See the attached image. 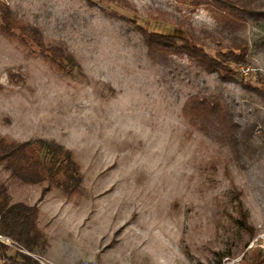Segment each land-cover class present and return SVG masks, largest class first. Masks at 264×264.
Returning <instances> with one entry per match:
<instances>
[{"label": "rangeland", "instance_id": "rangeland-1", "mask_svg": "<svg viewBox=\"0 0 264 264\" xmlns=\"http://www.w3.org/2000/svg\"><path fill=\"white\" fill-rule=\"evenodd\" d=\"M0 1L75 63L60 71L36 47L0 34V136L54 141L83 177L81 195L66 197L53 184L21 185L0 166L11 202L37 205L49 240L44 254L7 247L0 264L17 253L37 264H254L264 251V0L258 15L226 30L224 44L239 38L248 50L225 80L186 55L155 54L137 30L186 37L150 20L146 7L190 15L198 34L225 27L203 9L171 0H125L131 10L100 0ZM205 51L213 56L214 45ZM195 95L218 96L246 145L233 150L190 126L182 109Z\"/></svg>", "mask_w": 264, "mask_h": 264}, {"label": "trees", "instance_id": "trees-1", "mask_svg": "<svg viewBox=\"0 0 264 264\" xmlns=\"http://www.w3.org/2000/svg\"><path fill=\"white\" fill-rule=\"evenodd\" d=\"M109 4L122 5L130 9L125 0H100ZM186 6L194 12L198 9L207 11L215 20L224 24L222 29L202 30L201 34L192 29L190 15L174 16L160 9L146 7L147 17L155 22L173 25L184 31L185 38L149 33L137 26L146 46L155 54H183L195 61L206 73H214L221 79H232L237 75L234 69L244 64L248 46L243 39H230L224 44L236 23H244L249 17L259 13L257 0H171ZM227 28L229 30L226 32ZM0 34L17 38L23 45H32L40 50L46 62L60 71L71 72L75 66L73 58L59 46L45 45L38 29L23 22L12 14L8 6L0 1ZM180 41V45L176 41ZM214 45L212 56L205 51ZM226 50V52H224ZM230 64L234 67L232 69ZM264 85L262 79L258 80ZM182 116L187 123L202 134L212 135L219 143H226L233 150L243 147L245 142L236 133L239 126L232 121L222 100L216 95L191 96L182 109ZM0 166L14 181L25 186H40L44 183L54 187L66 197H79L82 193L83 177L79 164L71 151L54 141L30 139L22 142L6 140L0 136ZM236 212L247 222L243 206L236 202ZM39 209L37 205L23 202L12 203L7 186L0 182V233L11 238L21 249L32 254H42L49 248L46 234L38 227ZM7 247L0 246L5 253ZM255 252V251H254ZM254 264L264 263V251L254 253ZM18 258L20 261H18ZM14 264H37L30 256L17 253L9 257ZM15 260V261H14ZM18 261V263H17Z\"/></svg>", "mask_w": 264, "mask_h": 264}, {"label": "built area", "instance_id": "built-area-1", "mask_svg": "<svg viewBox=\"0 0 264 264\" xmlns=\"http://www.w3.org/2000/svg\"><path fill=\"white\" fill-rule=\"evenodd\" d=\"M0 245L6 246V247H10V248H16L18 249L20 252H22L23 250L20 248L19 245H17L16 242H14L11 238L3 235L0 233ZM22 250V251H21ZM80 264H94V263H90V262H82Z\"/></svg>", "mask_w": 264, "mask_h": 264}]
</instances>
